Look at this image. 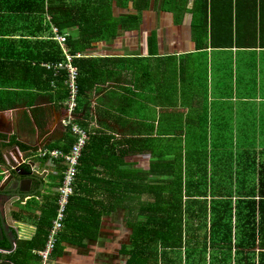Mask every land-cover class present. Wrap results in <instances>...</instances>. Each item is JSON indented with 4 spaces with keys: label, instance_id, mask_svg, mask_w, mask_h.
<instances>
[{
    "label": "crops",
    "instance_id": "crops-1",
    "mask_svg": "<svg viewBox=\"0 0 264 264\" xmlns=\"http://www.w3.org/2000/svg\"><path fill=\"white\" fill-rule=\"evenodd\" d=\"M112 3L116 34L73 55L92 58L89 64L99 80L82 97L76 122L85 123L81 126L91 133L107 136L120 150H126L130 138H139V151L122 160L113 156L107 160V168L98 167L101 184L88 188L93 187L92 197L106 199L104 207L111 208L110 213L102 217L96 240H87L82 246L62 243L61 252L53 255L55 264H126L123 252L132 236L130 203L128 207L126 200L118 204L116 198L131 196L123 171H139L141 183L175 181L179 175L190 182L205 177L208 190L215 187L216 196H223L228 181L238 182V175L243 174L240 153L247 148L264 149V0ZM60 34L67 36V32ZM60 48L64 60L68 49ZM46 63L52 62L40 65L48 69ZM61 71L52 72L55 76ZM65 98L49 90L38 97L13 96L4 102L10 104L8 108H0V184L7 176L1 165L7 157L15 158V147L23 162H34V174L43 178V186L33 183L35 194L0 201V214L6 219L15 249L18 242L36 238L41 215L47 216L43 211L51 208L57 196L60 166L55 160L41 158L38 150L63 151L67 147L72 135L61 124L66 115ZM160 135L188 143L189 157L174 156L171 148L163 153L153 151L151 145ZM201 151L211 157L206 170L201 166ZM229 151H236L234 161L229 160ZM183 164L185 172L177 169ZM111 173L123 183L119 194L102 186ZM44 235L41 231L40 237ZM0 248H10L1 235ZM10 253L0 250L3 257ZM3 257L0 262L7 260Z\"/></svg>",
    "mask_w": 264,
    "mask_h": 264
},
{
    "label": "trees",
    "instance_id": "trees-1",
    "mask_svg": "<svg viewBox=\"0 0 264 264\" xmlns=\"http://www.w3.org/2000/svg\"><path fill=\"white\" fill-rule=\"evenodd\" d=\"M112 1L0 0V108H8L10 104L4 102L13 96L38 97L49 90L65 98L64 71L54 76L40 65L64 58L53 28L67 32L70 54L82 53L96 40H108L116 34ZM90 60L85 56L72 59L78 68L76 112L82 106V97H87L99 81L94 78L96 69L90 66ZM81 125L85 127V123ZM72 142L69 136L64 152ZM139 146L140 139L134 137L127 141L126 150H120L107 136L90 132L54 256L63 249L62 243L82 246L98 238L102 217L111 208L104 207L106 199L91 196L93 187L101 184L97 169L107 168V160L113 156L126 159L130 152L139 151ZM20 149L24 150L22 145ZM241 157L243 174L238 175V182L228 181L223 196H216L215 187L208 190L205 177L190 182L179 175L175 181L150 179L141 183L139 171H123L131 196L116 198L118 204L126 200L128 207L130 203L132 236L123 252L126 264H264V149L247 148ZM235 158L236 151H229V160ZM102 186L113 194L123 190V183L115 176L104 179ZM56 198L51 208L43 211L47 216L41 215L36 238L18 242L12 253L0 255V259L13 264H39L33 250L45 246ZM41 231L46 235L45 243H41L45 237H40Z\"/></svg>",
    "mask_w": 264,
    "mask_h": 264
},
{
    "label": "built area",
    "instance_id": "built-area-1",
    "mask_svg": "<svg viewBox=\"0 0 264 264\" xmlns=\"http://www.w3.org/2000/svg\"><path fill=\"white\" fill-rule=\"evenodd\" d=\"M53 31L55 33L54 38L59 42L61 47H65V36L61 35L57 28H53ZM77 55L78 54H76V56ZM74 56L67 52L64 60L45 64L46 67L54 71V73H59L61 70L65 72L64 83L67 88V96L64 103L66 107V115L62 118L61 124L63 127L69 129L73 142L66 152L61 150H47L44 148L38 150L41 158L58 162L62 176L56 188V210L47 233L45 246L43 249L36 252L39 257V264H55L53 259L55 247L59 234L64 226L66 208L69 202V197L74 190L75 177L78 172L82 150L87 145L90 136V132L76 122L78 94L76 79L78 69L72 61Z\"/></svg>",
    "mask_w": 264,
    "mask_h": 264
},
{
    "label": "water",
    "instance_id": "water-1",
    "mask_svg": "<svg viewBox=\"0 0 264 264\" xmlns=\"http://www.w3.org/2000/svg\"><path fill=\"white\" fill-rule=\"evenodd\" d=\"M15 160L11 157H7L3 161L1 168L4 170V174L7 176L1 181L0 184V201L4 199L5 202L11 201L15 197L30 196L35 194L32 192V185L35 181H38L43 186V178L34 174V162L30 165H26L23 162V158L20 155V151L17 147L14 148ZM32 167L31 169L29 168ZM30 170H28V169ZM12 232V229L9 230ZM0 235L2 238H7L10 243V248H0L2 251L13 252L15 250V242H13L7 234L6 219L0 214ZM0 264H13L10 261L4 260Z\"/></svg>",
    "mask_w": 264,
    "mask_h": 264
},
{
    "label": "rangeland",
    "instance_id": "rangeland-1",
    "mask_svg": "<svg viewBox=\"0 0 264 264\" xmlns=\"http://www.w3.org/2000/svg\"><path fill=\"white\" fill-rule=\"evenodd\" d=\"M107 77L109 78V75H107ZM171 94H173V93H171ZM176 141L177 140H173V139H163V137L160 135L156 139L155 143H152L151 147H152L153 151L159 152V153L167 152L171 148L173 153H174V156L180 157L182 155H187L189 157L190 152H191V146L188 145V143L184 144L182 140H179L177 142ZM202 147H204V145ZM207 153L208 152H206V151H201V158L200 159L202 161L201 166H202L203 170H206L208 165L211 162V157H207V155H206ZM34 160L37 161L38 159L34 158ZM181 168L185 172V170H186L185 164L178 165L177 169L180 170ZM163 169L166 172H169L165 168H163Z\"/></svg>",
    "mask_w": 264,
    "mask_h": 264
}]
</instances>
